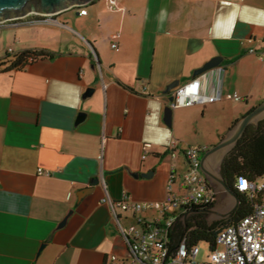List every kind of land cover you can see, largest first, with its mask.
I'll use <instances>...</instances> for the list:
<instances>
[{
  "label": "crops",
  "instance_id": "1",
  "mask_svg": "<svg viewBox=\"0 0 264 264\" xmlns=\"http://www.w3.org/2000/svg\"><path fill=\"white\" fill-rule=\"evenodd\" d=\"M51 18L0 27L14 55L52 56L0 73V264H105L112 255L131 264L117 221L150 223L158 213H123L103 198L161 201L170 171H186L185 147L202 157L264 100V0H92ZM213 57L216 100L173 109L167 127L165 87L189 82ZM204 118L215 134L198 128ZM205 167L220 168L213 159ZM93 178V192L77 199Z\"/></svg>",
  "mask_w": 264,
  "mask_h": 264
},
{
  "label": "built area",
  "instance_id": "2",
  "mask_svg": "<svg viewBox=\"0 0 264 264\" xmlns=\"http://www.w3.org/2000/svg\"><path fill=\"white\" fill-rule=\"evenodd\" d=\"M80 15H85V9H79ZM32 15L30 18L28 16ZM33 23H53L51 16L29 14L18 19H11L0 23V27L9 25H28ZM251 42V39L248 40ZM111 48L118 50L117 44ZM255 53L254 49L247 50ZM8 53L14 55L11 49ZM219 68H213L195 76L189 82L178 85L173 93L172 109L193 105H206L216 100V84ZM214 88V89H213ZM228 99L242 100L237 94L227 95ZM143 152L141 159L146 158ZM173 157L174 155L171 154ZM186 171L176 176L170 171L165 185L164 198L161 201L135 202L123 193L119 200L112 202L103 198V203L115 204L119 211L126 213H140L154 210L158 217L148 223L137 218L135 224L116 228L124 238L131 254V264H264V179L249 180L245 177L235 179L233 188L253 202L250 211L223 227L214 239V245L204 261L196 260L199 254L197 245L187 246L182 238L176 247H170V228L179 214H185L192 208H207L217 201V192L208 182L201 170V149L187 146L183 150ZM38 175L48 176L49 171L37 170ZM117 258L112 255L105 264H115Z\"/></svg>",
  "mask_w": 264,
  "mask_h": 264
},
{
  "label": "water",
  "instance_id": "3",
  "mask_svg": "<svg viewBox=\"0 0 264 264\" xmlns=\"http://www.w3.org/2000/svg\"><path fill=\"white\" fill-rule=\"evenodd\" d=\"M91 1L92 0H0V23L11 19L22 18L29 14L52 16L69 8H78L84 6ZM90 51L92 56V64L90 68L93 72L100 71V63L98 61L97 55L92 48L90 49ZM220 62V57L211 58L199 69L196 70L195 76L209 71L215 67H218ZM178 85L179 81L176 80L168 84L163 91V94L167 96L168 99V104L163 109V122L167 127L171 126L173 112V109L169 105V103L172 102V93ZM93 91V88H87L83 93L82 97H89L93 93ZM83 115V113L78 114L77 122L82 119ZM263 118L264 100L260 102L257 106L252 108L251 111L243 115L239 120H237L234 126L229 129L226 136L221 139L217 144L206 150L202 155L200 159V164L203 174L205 175L210 184L215 183L218 186V189L223 191L229 199V207L226 210L224 209V205L219 206V208H216L215 204L213 206L200 209L201 212L209 214L210 219H226L227 217H229L232 211L235 210L238 201L236 195L225 185V182L221 177L219 171H217L215 168L207 169L205 167L207 160L213 159L215 161L216 159L215 162H217V166H220L226 155V152L230 151L233 148L237 140L245 131L246 127L250 124L257 125L258 122L261 121ZM141 175L145 178H149L151 172ZM98 184V178H93L90 182L89 187L83 188L77 192V199H81L84 196L91 194ZM192 212L193 210H189L185 214H183L182 220L184 223L186 221L187 216ZM70 213L71 211L68 212L67 215L59 222L57 228H61L65 225V222Z\"/></svg>",
  "mask_w": 264,
  "mask_h": 264
},
{
  "label": "trees",
  "instance_id": "4",
  "mask_svg": "<svg viewBox=\"0 0 264 264\" xmlns=\"http://www.w3.org/2000/svg\"><path fill=\"white\" fill-rule=\"evenodd\" d=\"M40 57L52 58L50 54L42 51H20L13 55L12 60H0V73L18 68L27 61ZM219 173L225 185L237 197L238 204L235 210L226 219L212 222H208L207 214L201 212V208L190 209L193 212L187 216L185 223L182 220L183 214H179L169 232L171 248L176 247L182 238H185L187 246L204 242L212 247L220 229L232 224L250 211L254 203L250 202L243 194L236 192L233 184L239 177L249 180L264 179V120L259 121L257 125L250 124L246 127L236 144L224 157Z\"/></svg>",
  "mask_w": 264,
  "mask_h": 264
},
{
  "label": "rangeland",
  "instance_id": "5",
  "mask_svg": "<svg viewBox=\"0 0 264 264\" xmlns=\"http://www.w3.org/2000/svg\"><path fill=\"white\" fill-rule=\"evenodd\" d=\"M10 46H11L10 43H6L4 41L0 42V58L1 59H12L13 58V55L8 53V51H7L8 47H10ZM262 120H264V118ZM206 121H207V118H204L203 120H201L199 125H198V128L202 127L205 130V133H207V134L208 133L215 134V130L213 129L214 124H211V123L209 124ZM221 125H222V123H221ZM252 125H254V124H252ZM190 134L192 135V133H190ZM212 141H215L214 137H213ZM215 161H216V159H215ZM213 186L218 188V186L215 183L213 184ZM217 191L219 192L218 195H219V198H220L221 202H223V204H221L220 206L224 205V207H225L224 209L225 210L228 209V207H229L228 206L229 205V199H228L227 195L224 192H222L220 189H217ZM221 219L222 218H216V219L213 220V219H210L209 217L207 218L208 222H212V221H215V220H221ZM197 246L199 248V254H198L196 260L204 261L206 259V256H207L208 252H209V246L206 243H204V242L198 243Z\"/></svg>",
  "mask_w": 264,
  "mask_h": 264
},
{
  "label": "flooded vegetation",
  "instance_id": "6",
  "mask_svg": "<svg viewBox=\"0 0 264 264\" xmlns=\"http://www.w3.org/2000/svg\"><path fill=\"white\" fill-rule=\"evenodd\" d=\"M228 152H229V151H228ZM228 152H226V154H227ZM233 211H234V210H233ZM233 211H232V212H233ZM230 215H231V214H230ZM230 215H229V216H230Z\"/></svg>",
  "mask_w": 264,
  "mask_h": 264
}]
</instances>
